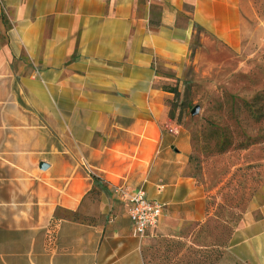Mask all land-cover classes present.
Here are the masks:
<instances>
[{
    "label": "crops",
    "instance_id": "0c3cea01",
    "mask_svg": "<svg viewBox=\"0 0 264 264\" xmlns=\"http://www.w3.org/2000/svg\"><path fill=\"white\" fill-rule=\"evenodd\" d=\"M248 15L246 0H0V264H143L155 231L210 221L158 73L196 35L240 52ZM116 188L164 206L143 239Z\"/></svg>",
    "mask_w": 264,
    "mask_h": 264
},
{
    "label": "rangeland",
    "instance_id": "374dc122",
    "mask_svg": "<svg viewBox=\"0 0 264 264\" xmlns=\"http://www.w3.org/2000/svg\"><path fill=\"white\" fill-rule=\"evenodd\" d=\"M246 3L250 33L240 52L196 35L188 62L158 73L170 122L188 142L189 172L211 193V219L155 231L144 264H264L256 236L264 221V0Z\"/></svg>",
    "mask_w": 264,
    "mask_h": 264
},
{
    "label": "built area",
    "instance_id": "2783aa9c",
    "mask_svg": "<svg viewBox=\"0 0 264 264\" xmlns=\"http://www.w3.org/2000/svg\"><path fill=\"white\" fill-rule=\"evenodd\" d=\"M115 192L121 200L129 204L128 216L132 225V236L143 239L147 231L158 225L164 206L150 202L143 189L127 192L123 188H116Z\"/></svg>",
    "mask_w": 264,
    "mask_h": 264
},
{
    "label": "water",
    "instance_id": "95a60500",
    "mask_svg": "<svg viewBox=\"0 0 264 264\" xmlns=\"http://www.w3.org/2000/svg\"><path fill=\"white\" fill-rule=\"evenodd\" d=\"M39 168L42 169V170H44L46 168V165L43 164V163H40Z\"/></svg>",
    "mask_w": 264,
    "mask_h": 264
},
{
    "label": "trees",
    "instance_id": "16d2710c",
    "mask_svg": "<svg viewBox=\"0 0 264 264\" xmlns=\"http://www.w3.org/2000/svg\"><path fill=\"white\" fill-rule=\"evenodd\" d=\"M166 90V89H165ZM167 92H169L168 90H166ZM146 255V254H145ZM144 259H145V256H144ZM144 264V263H143Z\"/></svg>",
    "mask_w": 264,
    "mask_h": 264
}]
</instances>
